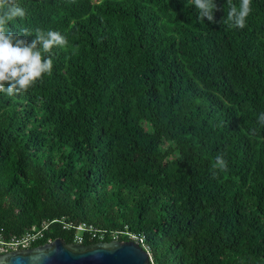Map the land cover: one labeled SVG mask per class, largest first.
Returning a JSON list of instances; mask_svg holds the SVG:
<instances>
[{"label": "trees", "instance_id": "trees-1", "mask_svg": "<svg viewBox=\"0 0 264 264\" xmlns=\"http://www.w3.org/2000/svg\"><path fill=\"white\" fill-rule=\"evenodd\" d=\"M20 3L12 25L69 46L24 96L0 93L5 236L56 221L32 248L72 244L84 224L142 237L150 264H264V0L242 30L226 0L215 24L190 0Z\"/></svg>", "mask_w": 264, "mask_h": 264}, {"label": "clouds", "instance_id": "clouds-1", "mask_svg": "<svg viewBox=\"0 0 264 264\" xmlns=\"http://www.w3.org/2000/svg\"><path fill=\"white\" fill-rule=\"evenodd\" d=\"M197 11V19L204 22L205 18L213 24L221 23L215 19V13L223 10L218 7L216 0H190ZM227 21L238 29H244L247 17L252 13V0H239V6L233 0H226ZM26 9L20 0H0V93L7 97H22L45 76H50L53 70V49L69 46L66 35L56 30H44L40 27L12 25L13 21H24ZM29 41L28 37H33ZM258 123L264 126V112L260 113ZM257 129L249 130L255 135ZM213 178L219 171L228 170V162L224 154L215 157Z\"/></svg>", "mask_w": 264, "mask_h": 264}, {"label": "water", "instance_id": "water-1", "mask_svg": "<svg viewBox=\"0 0 264 264\" xmlns=\"http://www.w3.org/2000/svg\"><path fill=\"white\" fill-rule=\"evenodd\" d=\"M0 264H150V257L130 241L86 246L55 239L35 248L2 254Z\"/></svg>", "mask_w": 264, "mask_h": 264}, {"label": "built area", "instance_id": "built-area-1", "mask_svg": "<svg viewBox=\"0 0 264 264\" xmlns=\"http://www.w3.org/2000/svg\"><path fill=\"white\" fill-rule=\"evenodd\" d=\"M55 222L56 221L44 222L40 226V228L33 227L20 236L10 235L6 237L4 229H0V255L32 248L34 244L45 240L46 232ZM62 225H63L62 228L64 230H69L70 228H73L68 224H62ZM74 228L76 230V234L72 238V244L82 245L84 238L85 239L87 238L89 241L95 239L103 241L105 238L108 237L107 239H109L111 242L119 241L120 240L119 238L124 235L127 237V241L138 244L145 252H147L148 249V247L144 244V239L142 237H139L128 231L112 232L106 235L105 232L97 231L93 229L91 226H85L84 224ZM51 241L53 240H48L47 243Z\"/></svg>", "mask_w": 264, "mask_h": 264}]
</instances>
